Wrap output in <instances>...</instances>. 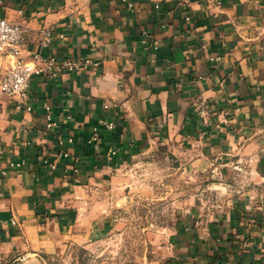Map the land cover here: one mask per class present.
I'll list each match as a JSON object with an SVG mask.
<instances>
[{
  "label": "crops",
  "instance_id": "crops-1",
  "mask_svg": "<svg viewBox=\"0 0 264 264\" xmlns=\"http://www.w3.org/2000/svg\"><path fill=\"white\" fill-rule=\"evenodd\" d=\"M128 1L0 0L28 29L23 61L51 30L44 54L98 63L33 76L21 107L0 97V264L108 234L113 171L161 145L189 150L190 175L228 200L190 191L147 264H264V0Z\"/></svg>",
  "mask_w": 264,
  "mask_h": 264
},
{
  "label": "rangeland",
  "instance_id": "rangeland-1",
  "mask_svg": "<svg viewBox=\"0 0 264 264\" xmlns=\"http://www.w3.org/2000/svg\"><path fill=\"white\" fill-rule=\"evenodd\" d=\"M190 157L189 150L161 145L123 161L113 171L115 181L106 183L107 190H112L107 198L111 213L107 217H112L108 221L113 224L109 233L72 246L64 255L51 259L50 264H147L167 238L178 205L185 206L192 200L190 191L208 193L202 199L206 206L222 205L228 200L221 189L210 197L207 172L198 178L190 175L192 166L186 163Z\"/></svg>",
  "mask_w": 264,
  "mask_h": 264
},
{
  "label": "built area",
  "instance_id": "built-area-1",
  "mask_svg": "<svg viewBox=\"0 0 264 264\" xmlns=\"http://www.w3.org/2000/svg\"><path fill=\"white\" fill-rule=\"evenodd\" d=\"M125 1L129 7L131 3ZM28 29L25 24L8 20L0 17V56H8L12 59V64L7 68H0V97L14 98L19 101L18 106L23 105V101L28 98V91L30 81L33 76L41 74L57 75L60 73H71L75 71H82L92 67H96L98 63L91 58H80L77 60L64 59L57 61L54 57L46 55L43 50L46 49L51 40V30H45L42 33L39 49L30 54L28 61L21 59V53L27 43ZM31 109V107H27ZM55 126L52 117L46 114V128L51 129ZM106 127L111 128L110 124ZM114 149L107 150V158L110 159L115 154ZM67 156V153H63ZM42 162L54 168V164L48 159H43ZM13 168H21L22 163H10ZM12 224H16L13 220ZM33 254L24 255L21 259L32 257Z\"/></svg>",
  "mask_w": 264,
  "mask_h": 264
}]
</instances>
